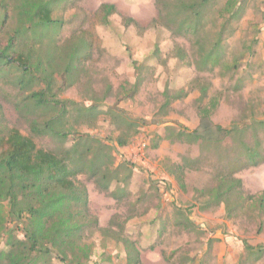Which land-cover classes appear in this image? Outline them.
Wrapping results in <instances>:
<instances>
[{"label": "rangeland", "instance_id": "1", "mask_svg": "<svg viewBox=\"0 0 264 264\" xmlns=\"http://www.w3.org/2000/svg\"><path fill=\"white\" fill-rule=\"evenodd\" d=\"M232 2L239 13L221 35L222 56L213 68L199 64L204 47L220 39L227 0L209 9L198 33L177 31L176 25L170 29L167 19L157 25L156 0H66L54 10L65 21L61 50L27 43L14 48L16 59L34 68L43 82L16 89L13 75L0 79L6 125L59 154L62 162L48 165L47 175L75 174L87 185L99 220L88 239L94 242L88 264H132L123 242L104 233L110 227L136 242L143 264H264V209L248 203L233 209L234 202L222 197L229 189L226 179H214L230 155L236 157L238 137L220 149L178 133L197 128L203 109L225 127L264 120V0ZM102 3L117 9L107 24L95 15ZM45 85L57 99L67 100L69 110L33 115L41 121L54 116L57 129L68 132L65 141L35 134L29 116L15 106L20 90ZM90 106L94 110L88 113L84 108ZM112 109L136 118L138 126L128 127ZM255 128H249L248 140L257 132L264 147V124ZM86 134L91 138L76 143L74 137ZM120 135L127 138L125 145L118 143ZM85 147L90 148L86 161L95 153L106 163L98 177L112 176L108 190L101 189L98 177L76 172ZM177 165L185 166L186 188ZM235 175L248 194L264 192V162ZM215 185L222 202L209 205L210 197L200 190ZM4 247L0 239V250Z\"/></svg>", "mask_w": 264, "mask_h": 264}, {"label": "trees", "instance_id": "2", "mask_svg": "<svg viewBox=\"0 0 264 264\" xmlns=\"http://www.w3.org/2000/svg\"><path fill=\"white\" fill-rule=\"evenodd\" d=\"M64 1L66 0H0V79L13 75L16 89H20L26 82H43L34 68L16 59L14 48L27 43L34 49L54 45L61 50L63 44L59 33L65 21L54 16V10ZM217 1L156 0L159 17L155 19V23L158 25L159 21L167 19L165 26L170 29L172 25H176L177 31L191 30L198 33L203 28L206 14ZM233 5L232 0H227L229 15L222 23L220 39L204 47L200 69L213 68L219 64L222 56L221 35L239 13L238 8L233 9ZM116 11L115 4L102 3L95 15L99 16L101 23L107 24ZM127 22H134V19L127 18ZM46 87L45 85L28 93L20 90V98L16 100L15 106L19 112L29 116L35 134H51L65 141L69 137L68 132L57 129L56 123L52 121L54 116L41 121V118L33 115L44 109L56 110L57 114L69 110L67 100L57 99ZM203 97H206L205 89H202ZM84 109L91 113L94 107ZM111 111L124 119L128 127L138 126L136 118L121 110ZM256 124L262 125L264 120L244 121L229 127L214 124L210 114L203 109L197 128L178 131L179 137L189 142L217 144L220 149L230 139L238 137L239 145L233 149L236 157L230 155L232 158L223 166L224 170L216 172L214 176L215 180L220 177L226 179L229 189L223 192L222 197L234 202L233 209L247 203L252 206L259 204L264 209V192L261 195L248 194L244 190L242 179L235 175L241 168L264 162V147L257 132L252 134L254 141L248 140L249 128H255ZM85 138L91 136L80 135L74 137V140L80 143ZM117 139L120 145L127 143V138L123 135ZM89 150L87 147L81 150L82 161L77 164L76 172L98 177L106 163L101 155L95 153L86 161ZM60 162L62 158L55 150L39 148L33 138L17 128L7 126L4 106L0 102V239L4 240L5 245L0 250V264H57L56 259L65 264H88L94 245L88 239L90 233L99 229V220L91 211L88 188L82 180L75 174H46L48 165ZM177 168L180 169V185L186 188L185 166L177 165ZM111 178L105 172L96 181L101 189L108 190ZM216 188L215 185L211 189L200 190L210 197V201H207L209 205L222 202L215 195ZM104 233L123 242L132 264H143L135 241L111 227Z\"/></svg>", "mask_w": 264, "mask_h": 264}]
</instances>
